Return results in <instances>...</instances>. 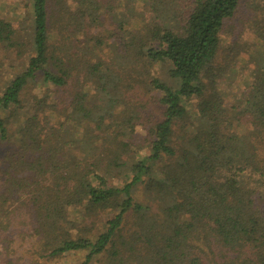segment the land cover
I'll return each instance as SVG.
<instances>
[{"label":"trees","instance_id":"16d2710c","mask_svg":"<svg viewBox=\"0 0 264 264\" xmlns=\"http://www.w3.org/2000/svg\"><path fill=\"white\" fill-rule=\"evenodd\" d=\"M242 1L27 0L26 42L0 17V49L30 54L0 85V264H264V4L249 82L229 108L219 89Z\"/></svg>","mask_w":264,"mask_h":264},{"label":"rangeland","instance_id":"374dc122","mask_svg":"<svg viewBox=\"0 0 264 264\" xmlns=\"http://www.w3.org/2000/svg\"><path fill=\"white\" fill-rule=\"evenodd\" d=\"M263 4L264 0H243L238 12L229 22L225 23V27L221 33V46L223 48H227L229 46H232V44H235L234 49L236 51L233 65L234 67L232 66L235 73L229 75L227 79H224L219 86V89L223 91L224 95L226 96V108H229L230 105H232L235 100L240 97L241 92L245 89L246 83L249 82L250 78L248 73L254 66L253 58L250 56V53L252 51H255V46L254 36L246 29V27V30H243V22L247 21L248 17L250 18L251 13H253L252 9L255 5L259 8L263 6ZM30 13L31 9L29 7V4H27V0H0V17H3L10 21L13 28L18 31L20 37H22L25 42L27 40V34H29L28 27L30 22ZM103 23V26H87L85 32L93 36H102L103 33H106L107 31L109 32L113 29L114 23L111 18L105 19ZM29 56L30 54H28L27 52H23L21 56H17L14 53V50L6 52V50L0 49V60H3L4 62L3 71L0 72V85H3L4 83L2 79L8 80V78H11L12 76L22 71L27 63ZM152 73L155 77H159L165 81L167 80L166 68L164 66L154 65ZM86 86V90L90 91L91 94L96 93V91L93 92L94 86L91 82H88V80L86 81ZM43 91H45L44 86L38 84H29L26 87L23 96L27 102H31L35 98L41 99L43 96ZM45 101L48 102L49 100L46 99ZM149 112H151L154 118L152 122L156 123L160 118L159 109L154 106H150L148 113ZM54 127L57 128V124H55ZM148 127L151 128V126L148 125L147 129L142 131L139 127L136 128L139 138L145 136L148 133V130L150 131ZM111 182L117 187L122 185V183L118 181L112 180ZM250 183L255 187L260 186V180L253 179ZM262 195L264 196V192ZM132 196L139 203L147 202V196L143 191L141 185H138L136 188H134ZM82 259L83 254L80 253L68 256L58 264H79Z\"/></svg>","mask_w":264,"mask_h":264}]
</instances>
